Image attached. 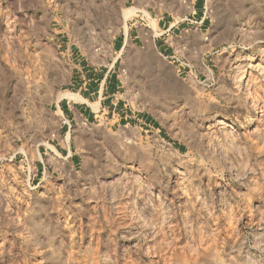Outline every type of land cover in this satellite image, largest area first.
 Masks as SVG:
<instances>
[{"label":"rangeland","instance_id":"obj_1","mask_svg":"<svg viewBox=\"0 0 264 264\" xmlns=\"http://www.w3.org/2000/svg\"><path fill=\"white\" fill-rule=\"evenodd\" d=\"M159 19L204 52L185 99L156 54L121 72L153 129L67 122L70 52H157ZM263 95L264 0H0V264H264Z\"/></svg>","mask_w":264,"mask_h":264},{"label":"crops","instance_id":"obj_2","mask_svg":"<svg viewBox=\"0 0 264 264\" xmlns=\"http://www.w3.org/2000/svg\"><path fill=\"white\" fill-rule=\"evenodd\" d=\"M197 15L198 18L193 21V26L186 33H190L194 28L195 31L198 29L202 31L205 20L200 14ZM159 26L165 29L163 43L156 45L157 52H123L125 46H128L124 38L114 39L110 49L101 52L103 55L101 58L93 55L79 57L78 52H70L72 68L67 90L73 98L60 100V107L67 122L83 126L95 125L105 129L123 126H138L141 130L153 129L154 124L148 116L136 114L130 108V100L134 94L127 82L125 83L126 80H123L121 72H126L127 68L130 70L132 63H135L141 72L146 71L150 74L153 82L156 54L166 62L167 98L173 85L178 95L182 93L185 99L186 79L181 75L183 72L186 73L187 68L198 67L199 58L204 56V52H175L176 50L166 46V20L159 19ZM175 29L177 27L170 24L167 32L171 31L174 34ZM182 30L184 29L180 32ZM136 38L137 36L130 35L132 45ZM181 42L186 51L196 43V39L182 37ZM131 54H135V60H132ZM146 77L149 78L148 75Z\"/></svg>","mask_w":264,"mask_h":264},{"label":"bare ground","instance_id":"obj_3","mask_svg":"<svg viewBox=\"0 0 264 264\" xmlns=\"http://www.w3.org/2000/svg\"><path fill=\"white\" fill-rule=\"evenodd\" d=\"M137 13V9H135V8H132V9H127V10H125L124 12H123V16H122V18H123V22H124V28H125V23H126V21L129 19V18H131V17H133L135 14ZM6 31H7V29H6ZM151 31L154 33V35L155 36H157L158 35V31H157V26H156V23L154 22V21H152V25H151ZM258 62V61H257ZM256 70V69H255ZM245 71V70H244ZM260 71V70H259ZM257 72V71H256ZM248 74H249V72H248ZM251 75V74H250ZM252 79H254V77L252 78ZM251 80V79H250ZM256 80V79H255ZM249 82V81H248ZM247 84V83H246ZM249 84V83H248ZM246 86H248V85H246ZM259 87V86H258ZM260 89V88H259ZM258 88H257V86H256V84H255V82L252 80V82H250V85H249V89L248 90H250L251 91V93L252 94H254V95H256V97H257V95L258 94H260L261 92H260V90H259ZM249 94V93H248ZM264 96V95H263ZM64 98H68V99H72L73 98V96L70 94V93H68V92H66V93H62V94H60V96H59V98H58V100H61V99H64ZM252 98H255V97H253L252 96ZM263 98V97H262ZM262 100V99H261ZM262 103H263V101H262ZM254 104H256L257 105V99H256V101H254ZM263 105V104H262ZM263 107V106H262ZM256 108V107H255ZM256 128V127H255ZM258 130V129H257ZM137 183V182H136ZM105 216V215H104ZM230 216V215H229ZM228 225L231 227V228H234V227H236V225H237V223H238V220L236 219V218H234V217H228ZM229 227V228H230ZM236 229V228H235ZM232 233V232H231ZM232 238V237H231ZM204 244V243H203ZM206 245H208V244H206ZM201 246V245H200ZM169 252V251H168ZM166 253V252H165ZM164 255H166V254H164ZM169 255H170V253H169ZM168 255V257H170ZM173 255V254H172ZM169 259V258H168ZM184 260V259H183ZM161 261V260H160ZM169 261V260H168ZM167 261V262H168ZM187 261V260H186ZM162 262H164V257L162 258ZM97 263V262H96ZM161 263V262H160Z\"/></svg>","mask_w":264,"mask_h":264},{"label":"built area","instance_id":"obj_4","mask_svg":"<svg viewBox=\"0 0 264 264\" xmlns=\"http://www.w3.org/2000/svg\"><path fill=\"white\" fill-rule=\"evenodd\" d=\"M197 23V22H196Z\"/></svg>","mask_w":264,"mask_h":264}]
</instances>
